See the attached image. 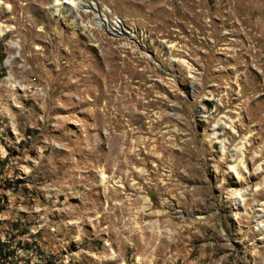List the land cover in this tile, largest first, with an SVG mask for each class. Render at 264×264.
Returning a JSON list of instances; mask_svg holds the SVG:
<instances>
[{
  "label": "rangeland",
  "instance_id": "rangeland-1",
  "mask_svg": "<svg viewBox=\"0 0 264 264\" xmlns=\"http://www.w3.org/2000/svg\"><path fill=\"white\" fill-rule=\"evenodd\" d=\"M75 1L0 0L3 264H264V0Z\"/></svg>",
  "mask_w": 264,
  "mask_h": 264
},
{
  "label": "bare ground",
  "instance_id": "bare-ground-1",
  "mask_svg": "<svg viewBox=\"0 0 264 264\" xmlns=\"http://www.w3.org/2000/svg\"><path fill=\"white\" fill-rule=\"evenodd\" d=\"M55 1V3H54V6H53V11L54 12H56V13H58V12H60V10L62 9V8H65V7H67V6H70V7H74V8H77V6L79 5V3H81L80 1H75V0H66V1H59V0H54ZM82 1V0H81ZM1 4V3H0ZM88 8H90V10H95V12H97V8H96V6H95V4L94 3H92V2H89V4H88ZM85 12H87V10L85 11ZM76 16H74V21L76 20ZM96 18H97V15H96ZM100 18V17H99ZM100 20V19H99ZM108 18L107 17H104V18H102L101 20H100V22H101V26H102V28H104L106 31H109V32H111V33H113V34H115V33H119V34H121V31H122V26H121V22L120 21H115L114 23L116 24V25H118V27H113V25L111 24L110 25V22H108ZM115 24H114V26H115ZM98 25H100V24H98ZM118 28V29H117ZM13 46V45H12ZM219 123H217V124H215L214 125V127H213V130L214 131H216V129L219 127ZM223 127V126H222ZM227 128V127H226ZM219 133L218 132H215L212 136H211V141H212V143H217L218 141H217V139H216V136L218 135ZM243 147V146H242ZM235 154H239L240 156H242V153H243V150H242V148L240 147V148H238V149H236L235 150V152H234ZM238 168H241V169H243L244 170V167H243V165H241V164H238L237 166H231V168H230V170L232 171V172H235ZM101 182L102 183H105L106 182V177L104 176V175H101ZM243 200V199H242ZM245 200V199H244ZM261 213L262 214H260L259 216L260 217H264V211H261ZM263 219V218H262ZM263 228H264V222L263 223H261V225H260V229L261 230H263ZM264 232V231H263Z\"/></svg>",
  "mask_w": 264,
  "mask_h": 264
},
{
  "label": "built area",
  "instance_id": "built-area-1",
  "mask_svg": "<svg viewBox=\"0 0 264 264\" xmlns=\"http://www.w3.org/2000/svg\"><path fill=\"white\" fill-rule=\"evenodd\" d=\"M3 241L0 242V264H3V257L6 255L5 252L8 253V250L4 249V245L2 243ZM9 248V247H8ZM12 250L14 251L15 247H11ZM15 254V253H14Z\"/></svg>",
  "mask_w": 264,
  "mask_h": 264
},
{
  "label": "trees",
  "instance_id": "trees-1",
  "mask_svg": "<svg viewBox=\"0 0 264 264\" xmlns=\"http://www.w3.org/2000/svg\"><path fill=\"white\" fill-rule=\"evenodd\" d=\"M1 60V59H0Z\"/></svg>",
  "mask_w": 264,
  "mask_h": 264
}]
</instances>
